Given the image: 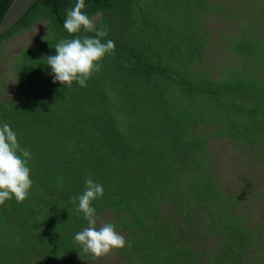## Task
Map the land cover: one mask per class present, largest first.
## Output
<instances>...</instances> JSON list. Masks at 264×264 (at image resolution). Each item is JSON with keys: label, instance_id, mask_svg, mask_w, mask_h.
I'll return each instance as SVG.
<instances>
[{"label": "trees", "instance_id": "16d2710c", "mask_svg": "<svg viewBox=\"0 0 264 264\" xmlns=\"http://www.w3.org/2000/svg\"><path fill=\"white\" fill-rule=\"evenodd\" d=\"M12 1L0 0V22ZM76 2L39 0L0 38L1 62L6 41L45 24L39 43L13 55L15 96L3 97L0 79V125L30 152L32 180L25 201L0 205V264H89L74 242L87 221L71 202L89 177L104 188L96 217L125 237L114 249L125 264H264V221L221 189L207 149L223 138L264 161V0H85L115 50L86 87H69L44 58L61 40L95 35L64 29ZM230 4L255 20L225 36L241 64L213 79L198 67L207 20L228 18Z\"/></svg>", "mask_w": 264, "mask_h": 264}, {"label": "clouds", "instance_id": "9594fccd", "mask_svg": "<svg viewBox=\"0 0 264 264\" xmlns=\"http://www.w3.org/2000/svg\"><path fill=\"white\" fill-rule=\"evenodd\" d=\"M85 0H77L75 5L67 10L63 27L69 34L94 32V36L76 35L73 39L59 41L55 45L56 55L44 58L50 66L54 83L72 86L74 82L80 87H86V82L102 67V61L107 54L115 50L112 40L102 42L108 33L104 29L96 30L93 21L82 11ZM47 38V37H46ZM31 154L27 149L20 148L17 134L10 125H0V205L14 197L17 202H23L32 187L28 162ZM104 188L90 177L85 180L82 194L71 198L78 206L77 215L83 214L87 227L75 234L74 242L83 253L95 258L105 256L114 249H122L126 245L125 237L116 231L112 223H104L97 227L96 209L92 202L102 198Z\"/></svg>", "mask_w": 264, "mask_h": 264}, {"label": "rangeland", "instance_id": "374dc122", "mask_svg": "<svg viewBox=\"0 0 264 264\" xmlns=\"http://www.w3.org/2000/svg\"><path fill=\"white\" fill-rule=\"evenodd\" d=\"M231 11L228 18L216 14L207 20L210 29L208 42L205 45L203 62L198 65L201 71L207 72L211 78L220 79L222 70L227 64L240 66V59L234 54L224 51L226 37L233 36L240 30L248 28L252 22L251 10L246 14L235 18L240 10L230 4ZM257 10V8H256ZM254 11V8H253ZM97 18V17H96ZM96 18H92L93 23ZM257 22H260L256 19ZM264 22V21H263ZM259 26V24H258ZM45 32L44 22L37 23L33 29L14 36L2 46L0 62V79L2 83V95L10 98L16 95L17 85L13 72V55L19 50L33 46L40 42ZM226 36V37H225ZM261 48H264V28L258 32ZM210 155V163L214 164L218 180L222 184L224 192L233 191L239 194L241 208L250 216V222L260 223L264 221V161H252L245 157L238 148L233 147L223 138L210 139L207 143ZM107 216L97 217V227L106 223ZM89 264H125L117 253L112 250L109 254L95 258Z\"/></svg>", "mask_w": 264, "mask_h": 264}, {"label": "water", "instance_id": "95a60500", "mask_svg": "<svg viewBox=\"0 0 264 264\" xmlns=\"http://www.w3.org/2000/svg\"><path fill=\"white\" fill-rule=\"evenodd\" d=\"M39 0H13L0 22V38L13 29Z\"/></svg>", "mask_w": 264, "mask_h": 264}]
</instances>
